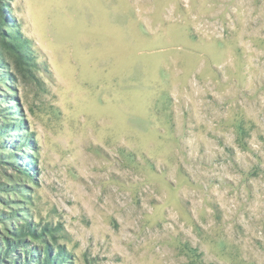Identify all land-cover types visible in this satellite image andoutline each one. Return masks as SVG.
<instances>
[{
    "label": "rangeland",
    "instance_id": "rangeland-1",
    "mask_svg": "<svg viewBox=\"0 0 264 264\" xmlns=\"http://www.w3.org/2000/svg\"><path fill=\"white\" fill-rule=\"evenodd\" d=\"M0 24L33 58L0 68V264H264V0H0Z\"/></svg>",
    "mask_w": 264,
    "mask_h": 264
},
{
    "label": "trees",
    "instance_id": "trees-1",
    "mask_svg": "<svg viewBox=\"0 0 264 264\" xmlns=\"http://www.w3.org/2000/svg\"><path fill=\"white\" fill-rule=\"evenodd\" d=\"M0 30H1V24H0ZM9 34H10L9 36L10 41L8 42L4 39L5 45H0V68L7 64L5 56L8 53L17 56L16 58H18L20 62L31 63V61H33V58L31 57L30 51L27 48V41L24 40L22 38V35H20L18 32H10ZM6 76H10V74L6 73ZM11 126L14 127L17 125L10 124L8 126L3 124L0 127V137H4L3 135L5 134V128H10ZM27 227L28 229H31L30 226ZM24 232L25 230H23V227H21L19 230L17 229L15 230V233L18 234L17 237H20ZM42 233L43 232H38V235L41 236ZM21 243H23L21 239L16 241L8 240L6 246L0 243V261L3 259H8L9 251H11L17 244H21ZM44 252L47 254L46 258H42L40 255L41 253L37 251L24 259L19 255L18 257L14 258V261L11 264H55L54 261L56 259V256H60V255H63V258L67 259L66 258L67 253L64 250H61L59 253H54L53 248L48 246Z\"/></svg>",
    "mask_w": 264,
    "mask_h": 264
}]
</instances>
